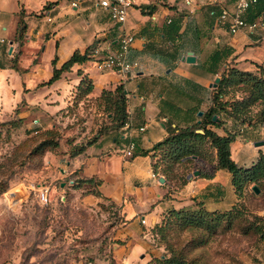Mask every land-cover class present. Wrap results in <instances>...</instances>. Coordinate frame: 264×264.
Segmentation results:
<instances>
[{"label":"crops","instance_id":"0c3cea01","mask_svg":"<svg viewBox=\"0 0 264 264\" xmlns=\"http://www.w3.org/2000/svg\"><path fill=\"white\" fill-rule=\"evenodd\" d=\"M233 4L234 0H221L217 5L137 0L118 25L90 3L74 6L71 0H0V119L17 118L31 127L36 126L30 125L32 122L45 125L75 94L82 101L105 90L115 91L117 86L122 88L124 124L109 143L102 137L87 145L72 162L77 176L86 180L84 187H95L100 197L122 205L125 243H136L129 246L126 260L154 241L148 231L168 208L178 209L198 198L207 209L223 210L228 208L229 195L234 194L231 173L218 166L204 173L193 167L200 173L174 189L171 177L160 170L165 160L155 147L181 121L191 123L189 110L196 103L190 91L209 82L207 58L214 49L228 50L226 60L240 70L257 72L259 65L264 66V25L231 33L226 23L218 21L221 6L232 8ZM21 17L25 27L20 31ZM246 17H261L264 23V0L252 5ZM123 32L134 34L130 57L139 61L136 69L124 76L112 70L100 71L92 56L74 62L53 82L44 83L53 74V58L59 68L75 51L85 53L93 44L100 45L103 54L118 46ZM185 38L195 42L189 48L196 56L194 63L181 59L188 49L178 59L174 57L173 48ZM11 57L15 63L4 62ZM203 65L206 72L199 70ZM143 123H147L145 129L139 130ZM207 126L223 135L215 125ZM130 138L136 148L134 155L127 157L121 148ZM142 215L146 224L140 222ZM261 250L258 264H264V243Z\"/></svg>","mask_w":264,"mask_h":264},{"label":"rangeland","instance_id":"374dc122","mask_svg":"<svg viewBox=\"0 0 264 264\" xmlns=\"http://www.w3.org/2000/svg\"><path fill=\"white\" fill-rule=\"evenodd\" d=\"M194 44L187 38L178 42L175 59ZM215 51L216 58L211 53L207 58L209 82L190 91L196 103L189 110L191 123L181 121L172 128L162 147L169 166L161 171L171 177L174 189L187 182L193 167L204 173L217 165L208 138L190 133L198 126L214 131L204 122L210 111L219 121L213 125L233 137L230 152L238 165L250 167L264 154V143L254 144L264 140V102L254 98L249 77L237 75L219 86L231 61L226 60L228 50ZM217 76V84L209 85ZM217 91L222 96L215 100ZM113 93L105 90L82 101L75 94L41 126L35 122L30 125L36 126H27V121L12 117L0 119V264H162L164 258L173 259L172 264H258L264 243V171L258 178L259 191L252 189L256 181H247L240 194L234 188L227 209H207L198 198L178 209L168 208L151 230L154 241L131 259L124 258L136 243H125L122 205L100 197L95 187H84L86 180L77 176L72 162L87 145L102 137L109 143L117 133L126 102L115 104ZM218 101H226V110ZM42 185L48 187L46 201L38 196Z\"/></svg>","mask_w":264,"mask_h":264},{"label":"built area","instance_id":"2783aa9c","mask_svg":"<svg viewBox=\"0 0 264 264\" xmlns=\"http://www.w3.org/2000/svg\"><path fill=\"white\" fill-rule=\"evenodd\" d=\"M185 4H197L205 3L211 5H217L221 3V0H183ZM137 0H71V4L74 6L81 5L82 3H90L94 6L100 7L105 11L108 17L114 23L121 25L127 18L128 7L136 4ZM258 0H234L232 8L225 5L221 6V10L218 14V21L226 23L228 30L231 33H235L241 28L248 30H256L264 25L261 17L253 18L249 20L246 17L248 9L256 4ZM134 40V34L130 32H123L119 37L118 46L114 49L107 48L106 52L100 54L102 48L97 45L93 48L91 55L93 56L94 66L102 70H112L119 75H126L128 72L136 69L139 66V61L130 57L131 44ZM147 123H143L138 126L139 130H144ZM136 148L135 140L130 138L123 144L121 151L123 155L132 157ZM156 174L153 173V176ZM48 187L42 185L38 191L40 200L46 201ZM140 222L146 224V217L142 215ZM148 234L153 237L151 230Z\"/></svg>","mask_w":264,"mask_h":264},{"label":"trees","instance_id":"16d2710c","mask_svg":"<svg viewBox=\"0 0 264 264\" xmlns=\"http://www.w3.org/2000/svg\"><path fill=\"white\" fill-rule=\"evenodd\" d=\"M23 23L24 22H23V19L21 17L19 19V24H18L20 31L23 30V28L25 27ZM94 47L95 46L93 44L91 47H89L85 51V53H82V54L79 53L78 51H75L71 55V57L68 60H66L61 65V67H59V68L55 67L56 57L53 58V60H52L53 74L44 83L53 82L55 79H57L60 76V74L63 70L69 69L70 66L74 62H82V61L87 60L88 58L91 59L92 58L91 53H92V50ZM211 56L213 58H216L218 56L217 51L213 52ZM258 67H259V69L257 70V72H252V71L240 70L236 67L231 66L229 73H227V76H223L221 78V80L219 82V86L222 84V82L224 80L232 81V78L234 76H237V75L249 77V79L251 81H253V88L255 89V92H256V93H254V95H255L254 98H260L261 101L264 102V66L259 65ZM257 73L260 75H257ZM106 91L110 92L109 90H106ZM112 92H114L113 95L115 96V99H114L115 104L118 103L119 101L126 102L125 97L123 96V92H122L121 87L117 86L115 91H112ZM221 96H222V92L217 91L216 94L214 95L213 99L216 100L217 98H219ZM217 104L220 108H223L224 110H226V101L225 102L218 101ZM120 114H121L120 115L121 123H120L119 127L124 124V121L126 118L125 108H123V110H121ZM213 114H214L213 111H210L209 113H207V115H206L207 119L204 121L205 124H208V123L219 124V121H214L212 119ZM13 120H15V119H13ZM18 120L20 121V119H18ZM196 128H201V126H198ZM203 129H204V132H203L204 134L194 131L195 129L192 130L190 133L193 136H195V138H197V139H201L203 137L208 138V141L216 149V159H217V163H216L217 165L216 166L221 167V168H225L231 173V175H232L231 181H232V184L235 188V191H237L240 194L242 189H243L244 184L247 181H256L258 187H260V184L258 182V178L260 177V175L264 171V154H261L259 160L255 163H253L250 167H242V166L238 165V163L231 157L230 142L233 140L232 136L219 135L218 133H215L214 131H212L206 127H203ZM174 138L177 139L178 136L175 135ZM168 140H170L169 135H167L162 141H160L159 143H157L155 145L156 148H159L162 159H164L163 158L164 153L162 152V150H163L162 147L168 142ZM143 153H144V151H143ZM167 166H169V163H168V161L165 160L164 166H162L160 168V170L164 169V167H167ZM163 172L165 173V171H163ZM172 209H174V208H172ZM205 213H208V212L206 211ZM210 213L214 214L216 212H210ZM216 215H218V214H216ZM154 227H155V225L153 226V229H154ZM162 262H163L162 264H164V263L166 264L168 262L170 264H172V263H174V260L164 258V260Z\"/></svg>","mask_w":264,"mask_h":264},{"label":"water","instance_id":"95a60500","mask_svg":"<svg viewBox=\"0 0 264 264\" xmlns=\"http://www.w3.org/2000/svg\"><path fill=\"white\" fill-rule=\"evenodd\" d=\"M9 51H11V46H10ZM181 59H182V60H185L186 62H189V63H194V62L196 61V56L193 54V52H192L191 50H188L185 54H183V55L181 56ZM218 80H219V77L217 76V77L215 78V81H214L211 85H214V86H215V85L217 84ZM212 119H213V120H216V119H217V117H216L215 114L212 116ZM195 131H196V132H199V133H203V132H204V129H202V128H196ZM263 143H264V140H263V139H260V140H256V141H254V144H255V145L263 144ZM199 173H200V170H199V169H194L191 173H189V174L187 175V177L190 178L191 176H193V175H198ZM159 180H160V181H163L164 179H163V177H160ZM252 189H253L255 192H258V191H259V187H258L256 184H253V185H252Z\"/></svg>","mask_w":264,"mask_h":264}]
</instances>
